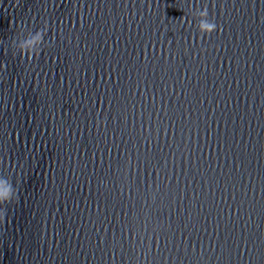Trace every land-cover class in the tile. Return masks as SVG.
<instances>
[{"label": "water", "instance_id": "obj_1", "mask_svg": "<svg viewBox=\"0 0 264 264\" xmlns=\"http://www.w3.org/2000/svg\"><path fill=\"white\" fill-rule=\"evenodd\" d=\"M0 66V264H264V0H0Z\"/></svg>", "mask_w": 264, "mask_h": 264}, {"label": "clouds", "instance_id": "obj_2", "mask_svg": "<svg viewBox=\"0 0 264 264\" xmlns=\"http://www.w3.org/2000/svg\"><path fill=\"white\" fill-rule=\"evenodd\" d=\"M195 15L197 17H201V19H199L198 21L201 28L207 29L209 31L215 30L216 25L207 19L206 9H200L196 11ZM44 32H45L44 29H37L34 33L31 32V29H26V30L21 29L20 33L16 35V40L13 50H19L22 52L32 51L38 53L39 49L36 47V44L41 40V37L43 36ZM22 33L26 34L24 35L23 39L20 38ZM0 189H2V192H0V200L3 199L10 200L12 198V190L10 184L4 181H0Z\"/></svg>", "mask_w": 264, "mask_h": 264}]
</instances>
